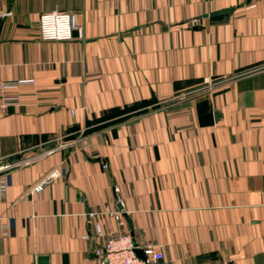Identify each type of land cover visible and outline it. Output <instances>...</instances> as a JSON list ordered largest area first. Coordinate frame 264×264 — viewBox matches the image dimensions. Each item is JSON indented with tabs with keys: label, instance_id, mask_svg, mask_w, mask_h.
<instances>
[{
	"label": "crops",
	"instance_id": "1",
	"mask_svg": "<svg viewBox=\"0 0 264 264\" xmlns=\"http://www.w3.org/2000/svg\"><path fill=\"white\" fill-rule=\"evenodd\" d=\"M52 9L76 14L72 39L40 38ZM0 14V82L34 80L0 94V162L16 163L0 264H100L97 227L131 234L117 210L167 264H264V0H6Z\"/></svg>",
	"mask_w": 264,
	"mask_h": 264
},
{
	"label": "built area",
	"instance_id": "2",
	"mask_svg": "<svg viewBox=\"0 0 264 264\" xmlns=\"http://www.w3.org/2000/svg\"><path fill=\"white\" fill-rule=\"evenodd\" d=\"M75 31H79V26L77 16L72 11L52 9L39 15V33L42 40H70L73 38ZM32 83H34L33 79L0 82V94L7 89H15L20 85ZM2 102V106L17 104L18 99L17 97H3ZM14 165L16 163L9 161L0 162V200L6 196L7 190L4 173ZM41 186L42 182L36 185L34 189L39 190ZM113 190L117 193L119 188L114 186ZM111 214L119 226H124L125 221L121 211H113ZM5 230L4 227V232ZM95 235L104 237L103 243L93 248V255L100 264H167L170 261L165 259L159 245L152 243L138 244L127 230L104 233L97 227ZM135 248L142 250L145 260L135 254Z\"/></svg>",
	"mask_w": 264,
	"mask_h": 264
},
{
	"label": "water",
	"instance_id": "3",
	"mask_svg": "<svg viewBox=\"0 0 264 264\" xmlns=\"http://www.w3.org/2000/svg\"><path fill=\"white\" fill-rule=\"evenodd\" d=\"M223 16L221 15H216V16H213L211 17V20H219L221 19ZM119 208L121 209V207L119 206ZM125 220L127 221L128 223V226H129V229L131 231V234L133 233V226H132V222L131 220L129 219V217L126 215V213L123 214ZM134 252L135 254L141 258L142 260H145V255L143 254L142 250L139 249V248H135L134 249ZM47 261H48V257L46 255H39L37 256V264H47Z\"/></svg>",
	"mask_w": 264,
	"mask_h": 264
}]
</instances>
